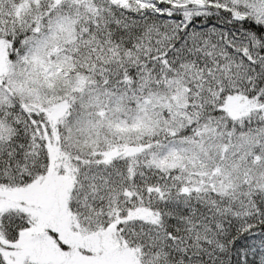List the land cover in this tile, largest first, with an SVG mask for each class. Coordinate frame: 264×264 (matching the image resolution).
<instances>
[{
	"label": "snow or ice",
	"instance_id": "6c2138e0",
	"mask_svg": "<svg viewBox=\"0 0 264 264\" xmlns=\"http://www.w3.org/2000/svg\"><path fill=\"white\" fill-rule=\"evenodd\" d=\"M0 264H264V0H0Z\"/></svg>",
	"mask_w": 264,
	"mask_h": 264
}]
</instances>
